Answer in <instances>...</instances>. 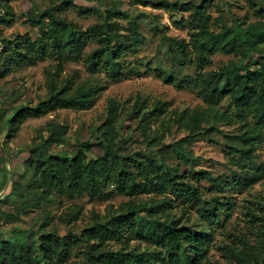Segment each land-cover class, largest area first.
<instances>
[{
	"label": "rangeland",
	"instance_id": "obj_1",
	"mask_svg": "<svg viewBox=\"0 0 264 264\" xmlns=\"http://www.w3.org/2000/svg\"><path fill=\"white\" fill-rule=\"evenodd\" d=\"M131 1L134 3L130 4ZM189 1L198 4L201 0L7 1L12 21L10 25L0 24V38L28 35L32 40L36 39L39 27L32 19L51 6L56 17L81 29L100 22V9L118 8L125 11L127 17L111 18L116 33L127 34L130 18L137 23L142 39L123 59L122 74L117 79L107 77L104 70L90 72L83 61L63 63L59 79L74 75V84L84 82L102 86L93 104L85 110L57 109L41 117L28 118L11 138H6V119L18 106L34 105L45 96L46 72L55 69L56 61L46 58L34 65L12 67L5 74L0 66V233L5 239L16 235L32 243L42 230L52 232L60 239L75 238L76 243L68 257L59 264H79L86 244L77 238L84 228L95 225L96 221L103 224L120 212L123 203L153 196L115 193L108 199H99L85 193L73 197L53 193L42 199L31 193L28 186L30 173L25 161L30 148L47 135L45 124L52 121L66 128L62 143L50 147L49 151L54 154L72 151L78 142L101 139L102 131L96 128L105 122L107 106L112 102L117 106L114 125L125 128L120 142L123 154L164 163L177 168L180 175L206 170L220 182L216 185L204 179L196 182L189 179L199 187L204 201L217 199L227 204L220 209L216 219H206L196 208L183 205L181 201L173 203L171 210L179 224L212 236L208 259L220 264H241L230 258L223 246L234 245L241 252L245 249L242 242H247L255 248L258 223L252 224L249 212L255 216L264 214V132L249 150L238 137L253 125V121L247 119V124L238 118L226 99L217 110L227 113L231 118L229 122L210 117L201 124L199 134L194 137H187L188 131L177 122L183 111L205 107L195 89L188 85L198 71L193 64L179 65L176 47L168 43V38L182 40L191 50V10L183 9L181 5ZM262 9L264 0H213L205 12L211 17L210 27L215 32L224 25L242 34L249 24L264 21L259 13ZM2 13L0 11V15ZM43 20L47 21V18ZM96 46L95 41H88L85 52ZM260 54L264 56V47ZM237 61L233 55L216 52L202 73L217 71ZM165 77H170L172 82H166ZM136 101H144L143 109L148 111L156 101L165 103L162 113L148 123L147 138L139 122L140 115L131 113ZM173 144L186 153L187 160H181L171 148L161 150L163 145ZM100 154L98 147L93 145L87 157L95 158ZM10 184L13 191L9 194ZM205 206L210 208L208 204ZM128 247L143 252L150 246L138 240H129L128 244L109 241L106 246L114 251Z\"/></svg>",
	"mask_w": 264,
	"mask_h": 264
},
{
	"label": "trees",
	"instance_id": "obj_2",
	"mask_svg": "<svg viewBox=\"0 0 264 264\" xmlns=\"http://www.w3.org/2000/svg\"><path fill=\"white\" fill-rule=\"evenodd\" d=\"M7 1L0 0V11L3 12L0 24L4 25H10L12 21ZM212 1L181 4L183 9L191 10V50L182 40L168 38V43L176 47L178 64H193L198 71L188 85L195 89L205 106L183 111L177 122L188 131L187 137L198 135L201 124L210 117L229 122L230 116L217 110V106L226 99L236 110L238 118L247 124V119L253 121V125L238 137L252 150L255 141L262 138L264 132V56L260 54L264 47V21L249 24L243 28L242 34L224 25L215 32L210 27L211 17L205 12ZM68 3L72 4V1ZM99 11L100 22L81 29L56 17L54 8L50 6L32 19V23L39 27L36 39L32 40L28 35L0 38V66L4 74L12 67L34 65L46 58L56 61L55 69L46 72L45 96L34 105L18 106L6 119V138L15 136L28 118L41 117L57 109L85 110L93 104L102 86L84 82L74 84V75L59 79L63 63L83 61L90 72L104 70L111 79L121 76L123 59L141 42L142 36L137 23L130 18L127 34L116 33L111 18L127 17L125 11L118 8ZM259 13L264 20V10ZM90 40L95 41L97 46L85 52V45ZM216 52L233 55L238 61L217 71L202 73ZM164 80L172 82L170 77ZM133 107L131 113L140 115L139 122L147 138L145 130L148 123L162 113L165 103L156 101L149 111L143 109L144 101H136ZM116 115L117 106L110 102L105 122L96 128L102 131L101 139L97 142L90 139L78 142L72 151L59 154L51 153L49 149L62 143L66 128L48 121L45 124L47 135L30 148L25 161L30 173L28 186L32 189L31 193L42 199L53 193L67 197L85 193L99 199H108L115 193H129L136 197L153 195L123 203L120 212L103 224L96 221L95 225L84 228L77 238L86 244L83 260L79 264H220L207 257L212 236L179 224L171 213L173 203L181 201L183 205L196 208L206 219H216L220 209L227 204L217 199L204 201L199 187L189 179L194 182L204 179L216 185L220 182L206 170H198L188 176L180 175L177 168L164 163L126 156L120 148L125 128L114 125ZM93 145L101 154L88 158L87 153ZM163 148H171L181 160L188 158L177 144L163 145L161 150ZM12 191L10 184L8 193ZM206 204L210 205L209 209ZM249 215L252 224L258 223L255 248L242 242L245 249L241 252L234 245H225L223 249L241 264H264V214L255 216L249 212ZM127 240L143 241L150 247L143 252L130 247L115 251L106 248L109 241L128 244ZM75 243V238L60 239L54 233L43 230L32 243L16 235L5 239L0 233V264L63 263Z\"/></svg>",
	"mask_w": 264,
	"mask_h": 264
}]
</instances>
